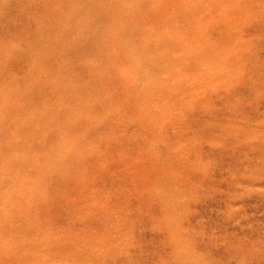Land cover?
<instances>
[{"label":"rangeland","instance_id":"obj_1","mask_svg":"<svg viewBox=\"0 0 264 264\" xmlns=\"http://www.w3.org/2000/svg\"><path fill=\"white\" fill-rule=\"evenodd\" d=\"M0 264H264V0H0Z\"/></svg>","mask_w":264,"mask_h":264}]
</instances>
